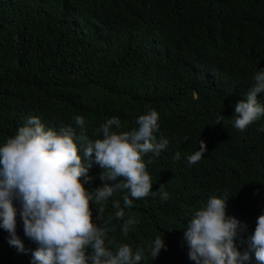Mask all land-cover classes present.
<instances>
[{
	"label": "trees",
	"instance_id": "trees-1",
	"mask_svg": "<svg viewBox=\"0 0 264 264\" xmlns=\"http://www.w3.org/2000/svg\"><path fill=\"white\" fill-rule=\"evenodd\" d=\"M262 69L264 0H0V146L32 116L77 134L73 118L83 116L85 134L95 139L107 119L119 118L121 127L113 130L130 131L154 108L157 138L169 143L159 156L143 157L152 192L133 198L130 208L123 204L126 191L109 198L105 219L119 201L125 219L137 223L125 235L123 221L113 219L107 239L142 248L138 264H195L183 229L209 198L226 195L243 252L264 214V115L243 131L232 116ZM258 102L264 104V94ZM221 114L225 120L217 124ZM200 140L207 151L189 164ZM103 171L93 163L85 187H100ZM17 233L25 252L0 228V264H32L37 245L24 235L19 213ZM157 236L165 247L153 259L149 245ZM251 264H258L254 253Z\"/></svg>",
	"mask_w": 264,
	"mask_h": 264
},
{
	"label": "clouds",
	"instance_id": "clouds-1",
	"mask_svg": "<svg viewBox=\"0 0 264 264\" xmlns=\"http://www.w3.org/2000/svg\"><path fill=\"white\" fill-rule=\"evenodd\" d=\"M261 94L264 69L254 74L245 99L235 105L232 117L236 129L243 131L264 115V104L258 102ZM159 118L156 109L146 108L136 119L135 128L118 132L113 126L119 129L121 123L113 117L95 130V139H90L84 132L83 116L73 118L79 134L72 126L57 130L46 127L37 116L29 117L0 146V228L9 234V244L19 252L26 251L17 233L19 213L24 235L37 245L32 264H138L144 255L142 248L134 251L127 243L107 239L115 230L110 227L113 219L123 221L125 235L137 221L125 219L119 201H113L114 216L105 219V205L115 193L126 191L123 204L130 208L133 198L152 192L143 157L148 153L159 156L169 143L167 138H157ZM224 120L222 114L217 116V124ZM206 151V142L200 140L199 150L187 157L189 164L198 163ZM174 159H180L179 152ZM93 163L104 170L100 176L103 183L89 190L85 183ZM158 192L162 200L169 198L164 185ZM228 199L226 195L211 197L192 215L183 229L188 258L195 264H251L254 253L258 264H264V214L257 218L248 246L241 252L235 242L240 222L226 215ZM93 203L102 226L93 219ZM164 247L163 237L157 236L149 245L150 256L157 258Z\"/></svg>",
	"mask_w": 264,
	"mask_h": 264
}]
</instances>
